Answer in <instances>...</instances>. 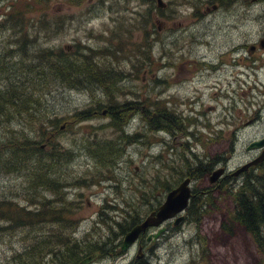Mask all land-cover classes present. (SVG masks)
Returning a JSON list of instances; mask_svg holds the SVG:
<instances>
[{"label":"rangeland","instance_id":"obj_1","mask_svg":"<svg viewBox=\"0 0 264 264\" xmlns=\"http://www.w3.org/2000/svg\"><path fill=\"white\" fill-rule=\"evenodd\" d=\"M162 2L163 7L156 0H0V85L22 80L30 84L31 71L51 61L47 48L52 54L59 48L69 54L81 46L94 48L97 52L90 56L84 57L88 54L84 51L81 59L74 58L75 64L82 67L85 59L87 68L95 72L119 71L121 76L109 81L107 96L94 79L76 77L74 85L56 82L46 94L26 98V106L35 102L33 115L16 111L20 106L9 108L8 117L1 118L0 140L3 133L11 137L20 130L39 139V118L55 121L44 128L48 137L36 144L39 150L30 149L33 163L17 162L19 170L11 162L7 167L0 164V201L33 210L40 208L30 204L35 200L52 205V212L64 210L67 222L38 225L32 229L37 230L34 236L50 248L55 239L63 241L61 237L87 246L105 242L106 252H94L96 257L87 264H131L134 258L152 264H261V254L246 230L235 224L228 234L221 226L231 216L232 193L245 176V170L239 169L259 154L258 149L246 148L264 133V46L258 45L252 55L235 53V62L219 69L217 65L215 71L202 69L201 60L218 63L221 52L223 59L232 61L227 57L229 47L257 44L264 37V0ZM11 5L15 10L9 16ZM17 17L21 19H13ZM20 29L25 30L23 37L14 34ZM112 96L119 103L128 101L123 130L109 115ZM163 100L169 101L167 106L174 103L178 111L174 118L207 117L224 131L216 139L207 137L200 123L187 125L186 134L153 131L147 122L156 113L146 117L148 108L163 106ZM86 110L88 116L83 117ZM5 143L0 141V150ZM55 151L57 162L51 157ZM3 157L7 155L1 153L0 160ZM218 157L233 175L222 182L224 173L210 180L217 167L190 183L197 201L206 199L203 212L193 219L186 207L159 227H148L150 232L163 226L166 230L143 251L136 245L121 249L125 234L119 233L117 223L159 208L168 194L164 185L178 184L176 176L185 173L186 163L191 166ZM38 161V171L44 169L45 177L62 186L60 193L56 187L55 192L35 189L30 167ZM179 216L182 219L174 224ZM7 226L0 221V228ZM27 237L23 230L0 229V264H14L19 251L30 244Z\"/></svg>","mask_w":264,"mask_h":264},{"label":"trees","instance_id":"obj_2","mask_svg":"<svg viewBox=\"0 0 264 264\" xmlns=\"http://www.w3.org/2000/svg\"><path fill=\"white\" fill-rule=\"evenodd\" d=\"M224 3L227 4V2ZM11 7L12 10L8 14L9 16L12 13H14L15 10L14 5L13 6L11 5ZM18 18L21 19L20 17L13 19H18ZM24 31H25L24 29H20L17 32H14V34H19L21 37H23L22 35H24L23 34ZM21 37L18 38L19 41H22ZM24 39L27 40L26 37ZM46 51L51 55V56L48 55L51 57V61L46 65L44 64L43 65L44 68L31 71L32 76H29L31 80H28L30 84H27L22 80V83H18V81H15L16 83L9 82L6 85H0L2 87L0 88V123L4 121L1 119L2 117L4 118L8 117V113H9L8 110L11 107L17 108L18 106H20L16 111H20V113L23 114V111L27 110L29 115H33L32 109L34 107L35 102H32L31 100V102L27 104L28 106H26L25 104V102L27 101L26 98L30 96L33 97V95L38 93L42 95L46 94L45 91L46 88L49 87V85H52L53 87L56 82L62 83L64 85H66L65 83L74 85L73 83L76 77H80V78L84 77L85 79H87L88 77L90 80L94 79L95 80V81L93 80L94 85L97 87H99L100 85L101 86L100 88H104V92H105V89L108 90L110 88L109 81H112V83H114V81H117V79L121 77L118 76L119 71H114V72L108 71L106 73L104 72L102 73L99 71L95 72L94 69L87 68L85 59H83L84 66L80 67L75 64L76 57L80 58L81 55L84 56L85 55L84 51L88 53L84 57L90 56V53L97 52V50L94 48L81 46L80 49L78 50L76 49L75 52L71 54L66 52L63 48L54 49L53 52L54 54H52L51 52L52 50H50V48H47ZM94 65H96V63ZM27 66H30V64L28 63ZM90 67H94L93 64L92 65L90 64ZM97 75L98 76L101 75L102 78L95 79L98 77ZM75 84L77 85L79 83H75ZM113 99H115V97L110 99V103L108 105V109L110 110L109 115L113 119V122L116 123V125L118 124L119 130L120 129L123 130L127 123L125 122L124 117L126 116L127 114L126 111L129 108V105L126 106V104H128V101L125 103H119ZM163 101H164L163 106L158 103L159 106H157L156 116L153 117L151 114L152 120L150 119V122L149 121L147 122L150 128L162 127L165 129L167 125H169V127L171 126L175 127V125H178V123L177 124L175 123L176 118L170 119L169 117L165 116L167 114L165 113V108L167 107V101L166 100ZM132 105L135 107L136 103ZM161 111L163 112L160 113ZM88 113L89 110L82 112L83 117L88 116ZM150 113H152V110L151 108H148V114L146 115V117H149ZM120 115L123 117V119L120 118ZM36 120L37 119H35V121ZM54 121L55 119H50V117L47 116L45 119L39 118L38 121L39 124L38 134L40 137L39 139L30 138V136L26 135L23 130L13 132L11 137H7L6 134L3 133V138L4 137L7 138L5 139L2 138V140H0V141H6L5 144L1 145L0 152L5 153L7 157H3L2 160H0V164L2 163L3 167L4 166L7 167L11 162L15 165L14 168H16V170H19L21 169V166L19 165L21 162L26 163L30 161V163L31 162L33 163V159L30 156L32 155V153H30V148L32 150L33 149L39 150L40 146L38 147L36 146V144L40 143V140H42V142H46L48 137L47 132L44 130V128L52 126ZM170 123H173V125ZM125 137H129V136L125 135ZM47 144L48 143H46V145ZM55 152L57 154L51 153V157L53 156L52 157L53 160H56L57 155H59L58 151ZM213 163L214 160H211L210 162L206 161L204 163L199 162L198 164L191 166L190 164L186 163L185 167L187 166L188 169L187 168L184 169L185 173H183V171H179V174H177L176 176V181L181 182L186 177H191L190 178L191 180H193V178L196 179L201 178L205 174L211 172ZM30 166H33V164H30ZM39 167L41 169V163L39 161L38 164H35L33 167H30V169L34 171L31 179L34 182L33 186L35 187V189L36 187H39V189L43 188L45 190L48 191L52 190L55 192L54 188L56 187L55 188L56 191L60 193V190L58 189H60L62 186L61 187H58L57 185L55 186L52 183L53 182L52 179H48L43 175L44 169L38 171L40 170ZM175 184L177 183L167 182V184H165L164 187L169 191L172 187H174ZM191 194L192 195L190 198V202L188 204V210L189 211L192 210L191 218L194 219L195 214L204 211V210L200 211V209H201V205H204V207L206 206V199H204L205 200L204 202L203 201L200 202L199 196L195 198L196 196L194 191H192ZM232 197L235 203V207L232 210L231 216H229V218H227L226 221L223 222L221 228H223V231L227 232L228 234L232 233V228L235 224L239 225L244 230H246L247 233L250 234V236L252 237L257 250L261 254L260 263L264 264V160L260 163H257L256 165H252L249 167V170L245 172V176L241 181L239 187L237 188V190H235L232 193ZM197 199L199 200L197 201ZM33 203L35 204V206H40V208L31 210L28 209V207H26L25 205L20 206L19 203H14L12 201H3V200L0 201V221L9 223V226L1 227L0 229L12 230V231L18 229L23 230V232L26 233V235H28L26 240L30 241L29 246H25L22 252L19 251L17 257L14 258L15 260L14 264H78L82 257L89 256L90 254L97 251L99 253L106 252V248L104 246L107 244H105V242L101 244L102 246L101 245L87 246V245H81L80 244L81 242L79 240L71 239V238H69L68 240V238L66 239L65 237L60 236L63 239V241L55 239L54 241L51 242L52 247L50 248V245L46 244L45 242L38 241L39 238L37 239L34 236L37 233V230L33 233V230L37 228L36 226L38 225L50 226L57 223H65L67 222L68 218H67V214L64 213V210L52 212V209L50 208L52 207V205L50 206L49 204H45L46 205L45 206V205H41L39 202L35 200H31L30 204ZM151 209H155V208H151ZM140 220H141V216L129 215L128 219H126L124 223H117L118 229L120 231L119 233L124 235L127 230H129L136 223L140 222ZM26 229H30V230L33 229V230L29 231ZM44 243L46 246H43ZM113 247L116 248L117 246H113ZM49 255L53 256V258H49L47 260ZM131 264H152V263L147 262L144 259L134 258Z\"/></svg>","mask_w":264,"mask_h":264},{"label":"flooded vegetation","instance_id":"obj_3","mask_svg":"<svg viewBox=\"0 0 264 264\" xmlns=\"http://www.w3.org/2000/svg\"><path fill=\"white\" fill-rule=\"evenodd\" d=\"M262 42H263V44H262ZM236 45H237V47H236ZM258 45L259 46H264V37L259 39L257 44L256 43H238V44H235V45L229 47V49L227 50V53H228L227 57L231 58L232 61H228V60L223 59V54L221 52L217 54L218 61H220L218 63L211 62L212 60H209V61L201 60V64L204 65V67L202 69H204L205 67H207V68L209 67L210 70L213 71L214 69H217V68L219 69L220 67H225V65L231 64V62H235L236 61L237 58H236L235 53L237 54L239 51H248L249 54L252 55L256 51V49L258 48ZM242 58L243 57H240V59H242ZM249 58L251 59L250 56H244V59H246V60H248ZM252 62H253V60H251V63ZM217 65H219V67L216 68ZM156 102H157V99H156ZM168 103H169V101H167V104ZM172 104H173L172 106H167L165 108V113H167L165 116L169 117L170 119H174V115L173 114H177L178 113V111H176V107H175L174 103H172ZM151 110H152V112L154 114L157 113V107H151ZM162 112L163 111H161L160 113H162ZM199 114L203 117V113L202 112H200ZM195 117L196 118L194 119V118H190L188 115L187 116L182 115V117L181 116L180 117L177 116V118L175 119L176 120L175 123L176 124L178 123V125H175V127H173V126L169 127V125H167L165 129L162 128V127H158V128L157 127H155V128L151 127V128L155 132L164 131V132H167V133H170V134H177L180 131V132H184L186 134V133L190 132V130H188V126L187 125H189V124L193 125V124H196V123H200V124H202V126L204 128H206V134H207L206 136L209 137V138H213V139L218 138V136L222 133V131H224L222 129V127L215 126V124H213L210 121V119L207 118V117L204 118V119H200L201 121L197 120V116H195ZM170 124L173 125V123H170ZM236 133H237V131H236ZM236 133L234 132L233 136L234 135L236 136ZM187 137H189V136H187ZM261 138H264V133H263V135L260 136V139ZM260 151L261 150H258L259 154H260ZM258 155H256V156H258ZM258 163H260V162H258ZM220 164H221V166H219ZM217 167L218 168L219 167L224 168V171L222 172V173H224V175L222 176V179L220 181H223L228 175H233V171L231 173H227L228 169H227L225 163H223V160L220 157L214 159V163H213V167H212L211 171L213 169L217 168ZM247 170H249V167L245 171H242V173L246 172ZM172 189L173 188H171L170 190H172ZM151 211H156V210H151ZM142 219H143V217L141 218V220ZM165 230H166V228H165ZM165 230H164V232H165ZM154 233H156V232L155 231L154 232H150V230L148 229V231L146 233H144V235H143V233L139 234L138 238L134 242V245H136L138 247L139 251H143L146 248L147 245H149L152 241L157 240V238L163 234V233H161L158 237H154ZM122 240H123V238H122ZM122 240L120 242V245L122 243Z\"/></svg>","mask_w":264,"mask_h":264},{"label":"water","instance_id":"obj_4","mask_svg":"<svg viewBox=\"0 0 264 264\" xmlns=\"http://www.w3.org/2000/svg\"><path fill=\"white\" fill-rule=\"evenodd\" d=\"M159 7L165 6V3L162 0H156ZM262 148L260 155L254 158L252 161L244 165L239 171L246 170L250 165L256 164L264 159V138L253 140L248 146L249 149H259ZM223 172V168L212 171L210 175V180L217 179ZM191 179L189 177L184 178L175 188L170 190L166 195L165 200L159 206V208L148 214L140 223L134 225L129 231L126 232L121 249L124 250L127 246L135 242L141 232L146 231L151 225H160L164 220L171 218L178 213L183 212L189 202L191 197V188H190ZM183 216H179L175 219L174 224L179 222ZM164 228H160L155 234L154 237H157ZM97 254H93L89 257L84 258L80 264L88 263L90 260L94 259Z\"/></svg>","mask_w":264,"mask_h":264},{"label":"bare ground","instance_id":"obj_5","mask_svg":"<svg viewBox=\"0 0 264 264\" xmlns=\"http://www.w3.org/2000/svg\"><path fill=\"white\" fill-rule=\"evenodd\" d=\"M20 49V48H19ZM156 106H158V105H156ZM159 111V110H158ZM128 125V124H127ZM122 130V129H121ZM30 144V143H29ZM33 144V143H32ZM34 145H35V143H34ZM31 149V148H30ZM258 150H261L262 151V148H259ZM261 151H260V153H261ZM260 155V154H259ZM254 159V158H253ZM252 159V160H253ZM224 160V159H223ZM251 160V161H252ZM50 161V160H49ZM42 162V161H41ZM52 162V161H51ZM98 163V162H97ZM51 164V163H50ZM54 164V163H53ZM246 164V163H245ZM257 164V163H256ZM256 164H252V165H256ZM252 165H250V166H252ZM262 165V164H261ZM249 166V167H250ZM240 170V169H239ZM231 173V172H230ZM222 175H223V173H222ZM255 178V177H254ZM222 179V178H221ZM218 182V181H217ZM191 188V187H190ZM191 193H192V191H191ZM63 204H65V203H63ZM102 214V213H101ZM163 222H165V220L163 221ZM140 223V222H139ZM161 225V224H160ZM160 225H157L156 227H159ZM155 227V226H154ZM155 227V228H156ZM149 229V228H148ZM148 229H146V231H144V232H141V233H143V235H144V233H146L147 231H148ZM143 237V236H142ZM134 245V244H133ZM121 246V245H120ZM94 253H92V255H93ZM136 261V260H135Z\"/></svg>","mask_w":264,"mask_h":264}]
</instances>
